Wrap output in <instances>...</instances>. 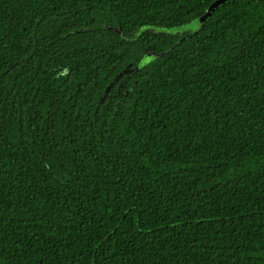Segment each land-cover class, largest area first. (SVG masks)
<instances>
[{
	"label": "trees",
	"instance_id": "16d2710c",
	"mask_svg": "<svg viewBox=\"0 0 264 264\" xmlns=\"http://www.w3.org/2000/svg\"><path fill=\"white\" fill-rule=\"evenodd\" d=\"M213 1L0 0V264H264V0L156 30Z\"/></svg>",
	"mask_w": 264,
	"mask_h": 264
},
{
	"label": "water",
	"instance_id": "95a60500",
	"mask_svg": "<svg viewBox=\"0 0 264 264\" xmlns=\"http://www.w3.org/2000/svg\"><path fill=\"white\" fill-rule=\"evenodd\" d=\"M228 0H214L206 9V11L196 18L195 20L186 23L181 26H174V27H162V26H157L156 30L157 31H170V32H177V31H182L185 29H197L206 19H208L213 11L219 7L222 3L226 2ZM142 27L141 29H143ZM152 59V54H145L142 59L139 61V66H142L145 63H148Z\"/></svg>",
	"mask_w": 264,
	"mask_h": 264
}]
</instances>
